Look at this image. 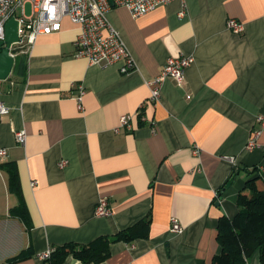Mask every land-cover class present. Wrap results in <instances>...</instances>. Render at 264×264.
<instances>
[{
	"label": "crops",
	"instance_id": "1",
	"mask_svg": "<svg viewBox=\"0 0 264 264\" xmlns=\"http://www.w3.org/2000/svg\"><path fill=\"white\" fill-rule=\"evenodd\" d=\"M107 18L137 64L133 72L76 57L81 28L65 17L58 32L18 46L12 74L0 81V101L11 109L0 119V164L17 165L31 219L27 228L10 215L14 194L17 205H3L8 175L0 168V264L29 247L33 258L15 264H46L50 247L113 236L144 218L148 238L112 244L101 264H212L219 218L237 213L251 177L264 191V150H245L264 114V0H175L138 18L114 5ZM230 19L240 34L228 29ZM180 56L194 58L184 82L165 80L143 121L147 80ZM73 84L87 90L82 111ZM124 115L130 129L120 126ZM101 199L108 217L95 215ZM172 218L182 233L171 231ZM247 264H262L259 253Z\"/></svg>",
	"mask_w": 264,
	"mask_h": 264
},
{
	"label": "built area",
	"instance_id": "2",
	"mask_svg": "<svg viewBox=\"0 0 264 264\" xmlns=\"http://www.w3.org/2000/svg\"><path fill=\"white\" fill-rule=\"evenodd\" d=\"M115 6L126 7L132 17L138 18L155 10L159 6L169 4L175 0H112ZM26 6L30 7V13L26 11ZM112 8L110 0H0V41L5 40L6 23L15 18L19 22V44L13 45L11 53L17 50L18 46L28 49L35 43L37 36L58 32L61 29V22L68 17L71 22L81 28V34L76 42V57H85L90 63L99 64L103 68H108L119 64L122 74H129L136 70L137 64L128 50L121 33L113 28L107 18L108 11ZM184 11L179 13V17H184ZM227 27L235 34L242 32V26L234 19L227 22ZM29 44V45H28ZM14 55V54H13ZM194 62L192 56H180L169 58L166 66L161 73L151 79L146 84L150 89V97L145 104L138 110L140 119H146L142 110L147 103L157 105L161 100V86L169 78L174 79L179 84L185 80L186 69ZM78 89L75 97L77 108L83 110V100L87 92L83 85L73 84ZM10 107L0 101V119L9 114ZM131 115H124L120 119V126L131 128ZM256 123L259 128L252 132V137L248 140L245 150L252 152L262 148L264 144L259 143V138L264 130V114L258 115ZM17 141L25 143L26 135L24 132L16 134ZM7 155L6 149H0V160ZM233 164L236 158L227 157ZM67 161H61L60 167H65ZM112 214L107 199H101L95 209L97 217H108ZM171 231L178 234L184 228L176 218L171 219ZM55 251L50 247L47 252L42 254L45 260L51 257Z\"/></svg>",
	"mask_w": 264,
	"mask_h": 264
},
{
	"label": "trees",
	"instance_id": "3",
	"mask_svg": "<svg viewBox=\"0 0 264 264\" xmlns=\"http://www.w3.org/2000/svg\"><path fill=\"white\" fill-rule=\"evenodd\" d=\"M16 69L17 66L14 71ZM0 168L8 175L9 192L18 198V205L10 210V215L19 219L28 228L31 219L25 204L17 165L2 163ZM257 180V177H251L238 192L237 213L233 217L219 218L216 225L219 252L214 256L212 264H247V260L255 253H259L264 264V191L257 188ZM149 224L148 218H144L113 236H100L87 244L68 243L53 246L55 251L44 261L46 264H64L69 257H73L82 264H101L111 257L112 244L119 242L131 244L138 239H147ZM33 256V250L29 247L9 258L4 264H15L29 260Z\"/></svg>",
	"mask_w": 264,
	"mask_h": 264
},
{
	"label": "water",
	"instance_id": "4",
	"mask_svg": "<svg viewBox=\"0 0 264 264\" xmlns=\"http://www.w3.org/2000/svg\"><path fill=\"white\" fill-rule=\"evenodd\" d=\"M110 2L114 6L113 1L110 0ZM19 42V22L13 17L6 23L5 40L0 41V81H6L13 72L16 59L11 49ZM233 179L227 184V189L231 187Z\"/></svg>",
	"mask_w": 264,
	"mask_h": 264
},
{
	"label": "rangeland",
	"instance_id": "5",
	"mask_svg": "<svg viewBox=\"0 0 264 264\" xmlns=\"http://www.w3.org/2000/svg\"><path fill=\"white\" fill-rule=\"evenodd\" d=\"M26 11H27V13L29 14L30 13V7L29 6H26ZM29 45V44H28ZM64 168V167H63ZM4 174H6L5 172H4ZM7 175V174H6ZM7 178H8V176H7ZM0 185L2 186V181L0 180ZM8 192V191H7ZM8 194V197H6V195L4 194V193H2V195H1V197H2V200H3V205H5L7 202H9L10 201V203H11V205H17V203H16V198H15V196L11 193H7ZM7 201V202H6ZM16 207V206H15ZM14 208V207H13Z\"/></svg>",
	"mask_w": 264,
	"mask_h": 264
}]
</instances>
